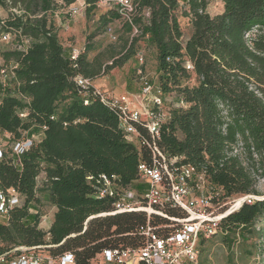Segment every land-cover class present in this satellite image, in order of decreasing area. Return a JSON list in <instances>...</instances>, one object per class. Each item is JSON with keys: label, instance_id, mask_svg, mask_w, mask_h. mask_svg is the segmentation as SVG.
Wrapping results in <instances>:
<instances>
[{"label": "trees", "instance_id": "trees-1", "mask_svg": "<svg viewBox=\"0 0 264 264\" xmlns=\"http://www.w3.org/2000/svg\"><path fill=\"white\" fill-rule=\"evenodd\" d=\"M76 1L64 0L62 6ZM133 1L132 23L124 19L131 35L126 53L121 58L113 55L108 69L128 60L140 39L155 45L157 83L169 97L158 146L167 156L194 165L210 185L221 188L222 199L259 195L256 174L264 176V0H222L223 11L215 15L207 10V0H187L186 15L192 16L193 27L187 38L176 13L178 0ZM0 6L11 11L0 17V34L15 35L13 47L2 52L4 66H13L14 74L8 73L5 84L0 80V131L10 133L11 144L41 136L20 158L11 144L0 157V188L15 187L22 194L21 205L0 220V254L18 246L43 245L53 254L74 252L75 264H99V253L106 247L145 244L141 230L149 222L166 233L171 220L159 214L98 215L112 211L115 201L114 196H96L99 176L114 178L119 190H142L138 164L152 160L147 145L128 139L117 110L96 97L85 103L76 82L79 75L94 80L101 74L105 66L100 54L88 58L91 39L122 15L107 8L100 28L88 35L74 59L50 21L60 7L55 0H0ZM97 6L98 0H86L88 11ZM25 37L30 39L26 45ZM192 77L196 83L189 85ZM180 100L186 106H175ZM139 129L151 138L145 127ZM239 138L247 165L230 154ZM40 190L56 206L47 230L40 225ZM166 212L185 215L177 208ZM220 228L235 239L247 230H262L264 198L243 203L222 219Z\"/></svg>", "mask_w": 264, "mask_h": 264}, {"label": "built area", "instance_id": "built-area-1", "mask_svg": "<svg viewBox=\"0 0 264 264\" xmlns=\"http://www.w3.org/2000/svg\"><path fill=\"white\" fill-rule=\"evenodd\" d=\"M55 1L60 6L64 4V0ZM98 5L116 9L123 19L132 23L135 12L133 0H98ZM85 6L86 0H77L68 6V12L71 15H77ZM146 15H149V11H146ZM138 32V28L134 26L133 34ZM252 33L246 34V37L251 38ZM14 36L11 33H1L0 41L11 42ZM29 41L30 39L25 37V45ZM79 53V50L74 49L71 57L75 59ZM187 68L190 70L194 68L192 62H187ZM12 69L13 66H3L0 69L1 81L4 84L8 73L14 74ZM76 82L84 95L85 103H88L90 98L96 97L115 108L120 127L127 134L128 139L138 145H147L152 156L150 162L141 160L138 164L139 183L143 184L142 190L136 188L119 190L114 178L106 174L99 176L100 185L96 196H114L115 201L112 211L98 215L144 211L148 216L155 213L171 220L168 231L164 234L158 232V228L149 222L141 230V233L146 236V243L143 245L102 249L97 259L99 264H197L202 241L221 231V221L225 216L239 209L245 202L264 198V193H260L222 199L221 188L210 185L204 174L194 165L182 162L178 156L169 157L160 149L156 140L160 137L162 124L167 120L164 107L169 97L165 96L158 84L146 81L140 92L131 94L101 89L94 85L91 78L82 75L76 77ZM175 106H186V104L180 100L175 102ZM139 125L147 129L150 139L141 134ZM39 139V135H34L32 138L12 142L13 153L20 158V155L29 150ZM5 148L6 145L0 139V157L3 156ZM230 154L240 156L247 165L242 139L239 138L231 146ZM254 156L257 157V154L254 153ZM256 175L257 181L260 178L264 180V176ZM21 203L22 194L15 187L6 190L0 188V220H5L10 210ZM166 208H177L185 215H169ZM92 217L94 215L85 221L84 229ZM75 263L74 252L53 254L43 245L18 246L0 254V264Z\"/></svg>", "mask_w": 264, "mask_h": 264}, {"label": "rangeland", "instance_id": "rangeland-1", "mask_svg": "<svg viewBox=\"0 0 264 264\" xmlns=\"http://www.w3.org/2000/svg\"><path fill=\"white\" fill-rule=\"evenodd\" d=\"M178 2L176 13L184 37H186L192 32V16L186 15L189 9L187 0H178ZM207 2V10L212 15L223 11L224 3L222 0H207ZM14 10L19 11L18 8H14ZM68 10V6H60L53 14H50V21L57 29L62 44L71 53L74 49L81 52L85 48L88 35L100 28V16L107 11V7L98 5L88 11L85 6L77 15H71ZM10 12L9 8L0 6L1 18H6ZM130 38V33L124 27V19L119 18L110 22L91 39L93 49L88 53V58L94 60L100 54V60L105 66L101 74L95 78L101 79L105 83L104 87L99 88L117 93L129 92L134 94L141 91L146 81L158 84L159 69L156 61V47L147 38L140 39L134 45L135 53L122 65L108 69V66L114 61L113 55L121 58L126 53L125 45ZM14 44L13 41H0V69L6 64L2 52L13 47ZM187 81L189 85L196 83L194 77ZM64 106L65 101H62L60 107L63 108ZM0 139L6 148L10 146L11 135L9 133L0 132ZM140 184L143 187V184ZM257 190L261 194L264 193V180L262 178L257 181ZM39 195L41 197L39 206L41 225L43 229L47 230L54 218L56 206L47 199L44 190H40ZM245 233V235L242 234L235 239L232 237L233 235H225L219 231L210 238L203 240L197 264H264V237L262 238L264 228L260 231L253 228L251 231H245Z\"/></svg>", "mask_w": 264, "mask_h": 264}, {"label": "crops", "instance_id": "crops-1", "mask_svg": "<svg viewBox=\"0 0 264 264\" xmlns=\"http://www.w3.org/2000/svg\"><path fill=\"white\" fill-rule=\"evenodd\" d=\"M188 36H189V35H188ZM188 36H186V38H187ZM93 83H94V85L97 86V87H104V84H105L104 81H102L101 79H94V80H93ZM52 221H53V219L51 220L49 226L51 225ZM48 228H49V227H48Z\"/></svg>", "mask_w": 264, "mask_h": 264}]
</instances>
